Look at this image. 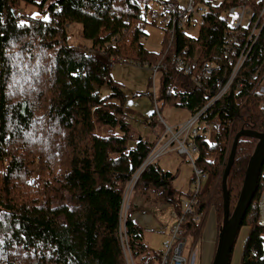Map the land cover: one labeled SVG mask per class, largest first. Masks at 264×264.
<instances>
[{
    "label": "trees",
    "instance_id": "obj_1",
    "mask_svg": "<svg viewBox=\"0 0 264 264\" xmlns=\"http://www.w3.org/2000/svg\"><path fill=\"white\" fill-rule=\"evenodd\" d=\"M148 2L0 0V264H127L120 232L122 197L164 125L154 110L145 121L155 139L132 131L123 83L102 57L160 60L165 30L160 50L142 41ZM29 5L39 13L31 12ZM224 6L210 10L206 22L196 28L197 35L178 37V45L189 44V51L201 46L205 60L217 61L219 67L207 86L185 88L190 77L172 64L160 72L161 98L176 100L191 113L216 94L217 82L231 68L220 47ZM152 21L157 23L153 17ZM73 22L81 23L88 43L68 42ZM263 73L264 38H260L240 71L244 86L230 88L204 117V126L214 123L208 140L197 136V162L207 179L194 213L184 222L185 239L203 235L212 207L218 229L221 225L222 179L235 135L243 126L264 130V91L259 87ZM105 84L109 94H103ZM103 123L119 126L122 134L98 133L96 126ZM256 142L250 135L238 142L228 175L231 211ZM174 176L158 159L146 167L134 190L172 202L181 211L183 191L172 185ZM263 190L264 163L241 224L249 226L241 264H264V222L259 220ZM195 213L201 218L196 219ZM126 235L136 264H157L161 251L144 240V230L130 212Z\"/></svg>",
    "mask_w": 264,
    "mask_h": 264
},
{
    "label": "built area",
    "instance_id": "obj_2",
    "mask_svg": "<svg viewBox=\"0 0 264 264\" xmlns=\"http://www.w3.org/2000/svg\"><path fill=\"white\" fill-rule=\"evenodd\" d=\"M221 16L224 26H222V55L227 56L231 63V68L224 74L218 83L219 88L216 94L210 98L202 108L197 109L186 120L180 121L176 124H168L164 117L159 112V105L157 100V93L155 91V77L162 70L168 69L172 64L183 74L190 77V81L185 83V88L193 86H207L206 81L211 78L219 65L214 58L206 59L201 64L188 63L184 58H181L179 49L189 51V44H183L182 47H177L179 44V34H195L196 28L204 24L207 20V14L214 8H221ZM60 8V7H59ZM152 17L156 19L158 25L166 32V42L164 46V56L166 61L160 63L150 69L152 79L154 82L153 97L156 106V116L164 125V130L155 142L154 146L144 158V161L132 173L126 194L129 193V188L134 191L135 185L146 167L158 160L164 154L171 150H176L186 157L193 165L192 186L190 198L182 200L181 211H173L172 216L174 221L169 228L168 236L162 238L161 241H155L161 251L159 264H196L197 258L193 253L196 250V240L190 237L185 239L184 235L186 229L183 224L186 217L190 213H194V208L199 202V193L201 191L204 181L207 179V172L204 167L198 164L197 156L199 153V143L197 136L202 135L204 140H208L210 129L214 123L209 122L203 126L204 117L207 115L209 106L230 88L235 86L237 89L244 86V81L239 78L240 71L245 65L253 47L260 38H264V0H166L161 3L159 9L152 12ZM192 30V31H191ZM201 49V46L195 49ZM175 49V51H172ZM195 49L193 51H195ZM198 53L197 51L194 53ZM120 63H127L130 60L127 57L116 56ZM103 58V57H102ZM116 59H109L108 63L112 66L116 65ZM264 78V73L261 76L259 83L261 84ZM260 87V86H259ZM261 89V88H260ZM264 106V101L261 102ZM131 195V193H130ZM129 208H131L130 197L124 206L121 208L120 214V232H122L123 244L126 251L130 252V246L126 236V219ZM260 208V222H264V190L259 200ZM201 213L196 214L195 218L200 219Z\"/></svg>",
    "mask_w": 264,
    "mask_h": 264
},
{
    "label": "rangeland",
    "instance_id": "obj_3",
    "mask_svg": "<svg viewBox=\"0 0 264 264\" xmlns=\"http://www.w3.org/2000/svg\"><path fill=\"white\" fill-rule=\"evenodd\" d=\"M164 0L163 2H165ZM148 8L146 11L147 15V23L145 24V31L146 33L142 37V41L147 45L148 48L152 50H160L163 47V39H164V30L162 27H160L157 23H154L152 21V12L155 9H158L160 7V3L156 0H149L148 2ZM143 6L145 7V3H143ZM29 10L33 13H39L35 9L34 6L29 5L28 6ZM44 16H47V13H41ZM224 26V23H223ZM81 23L79 22H73L69 24L68 26V42L70 44H78V43H88L89 40L84 38L81 34ZM177 47H182L181 45H178ZM172 51H175L173 49ZM198 52L194 54L195 52ZM179 54L181 58H184L186 62L188 63H193L196 61V63L201 64L205 60V56L202 55V50L201 49H195V51H184L182 49H179ZM113 57L116 59V65L112 66V74L113 76L120 80L123 83V87L127 93L126 97V112L125 115L127 119L131 123V129L132 131L139 135V136H147L149 138L155 139V132L151 131L150 124L145 121V118L152 114L154 110L156 111V106H155V100L151 92L153 91V86L154 82L150 83V77L152 76L150 69L155 68L156 66H160V63H164L166 61V56H162L160 60H158V57L156 59H137L133 56H123L127 57L130 61L127 63H120L118 58L116 56H109L106 57L105 55L103 58L105 60H108ZM208 57H212L209 55ZM249 59V57H248ZM182 73V71H178V73ZM183 74V73H182ZM161 79H162V74L158 73L156 76L155 84H156V92H157V100H158V105L160 107L159 112L160 114L164 117L166 122L168 124H175L179 123L180 121L186 120L191 116V112L184 106L177 104L176 100H164L160 96V90H161ZM183 80V79H182ZM184 81H181V84H183ZM261 90L264 91V78L260 84ZM103 94H109L110 93V88L108 85H103L102 87ZM204 106V103H202L198 109L202 108ZM158 113V111H156ZM203 126L205 121L202 123ZM157 129V126H156ZM96 131L98 133L102 134H108L109 132L113 131L115 134H122V130L120 129L119 126H111L109 124H99L96 126ZM134 142V139L130 140L129 143L132 144ZM200 146V145H199ZM165 158L162 157L161 164L164 168L167 169V167L171 168L172 172L174 173V178L172 179V185L177 189V190H182L183 194L181 195V199L183 200L184 198H190V196L187 195L189 192L190 187L192 186V174H193V165L192 163L186 159L185 156L180 154L179 156L173 157L172 160L167 161L164 160ZM144 161V159L141 161V163ZM140 163V164H141ZM140 164L138 166H140ZM129 182V181H128ZM127 186L129 187L128 183ZM126 186V189H127ZM126 189L122 197L121 201V208L124 206L125 202L129 200L130 197V204L134 207L135 205L133 204L135 202L134 198L132 199L133 196L137 194V189L136 191H132V188H129V193L126 194ZM136 192V194H135ZM131 193V195H130ZM138 193H143L139 191ZM144 195V194H143ZM146 196V195H145ZM144 199L143 204L144 205H160L157 206L155 209H146L147 212L144 214V223L142 225V228L144 230L145 238L144 240L146 242L149 241V239L153 236L152 233L158 231L156 230L159 227H162L163 225V230L166 231V225H172L174 221V217L172 216L173 211L176 209L175 205L172 202H163V203H157L151 199L145 198L142 196ZM142 200V199H141ZM70 203V202H69ZM237 203V202H236ZM142 202L138 201V208L141 207ZM0 206V210H1ZM131 211V208H129L128 213ZM121 214V210H120ZM215 214L217 216V213L215 209L212 207L209 211L208 214V221L207 225L209 224L210 220L215 219ZM202 215V214H201ZM201 218V217H200ZM121 222V219H120ZM167 226V227H168ZM183 227L187 231V225L183 224ZM152 234V235H151ZM200 238H194L196 241H199L203 235H197ZM218 238V235H217ZM217 238L215 241V246H214V252L216 251L217 247ZM128 240V236L124 235V240ZM153 239H156L157 241H161V236L160 235H155ZM156 240H153L151 243L155 248L158 246L157 244H154ZM122 241V247L123 251L125 254V258L127 261V264H136L135 257L133 255V252L130 247V252L126 251L125 245L123 244V239L121 237ZM129 242V240H128ZM243 241L238 239L236 241L234 249H233V254L234 258L237 256L238 249L242 247ZM130 246V244H129ZM158 249V248H156ZM159 250V249H158ZM193 256L198 257L196 264H198L199 261V256H200V247L196 246V250L193 253ZM214 256V253H213ZM233 256V255H232ZM160 259V257H159ZM159 259L157 261V264H159ZM213 260V258H212ZM235 260V259H234ZM233 260V264H234ZM212 264V261H211Z\"/></svg>",
    "mask_w": 264,
    "mask_h": 264
},
{
    "label": "water",
    "instance_id": "obj_4",
    "mask_svg": "<svg viewBox=\"0 0 264 264\" xmlns=\"http://www.w3.org/2000/svg\"><path fill=\"white\" fill-rule=\"evenodd\" d=\"M250 135L257 138L256 145L250 155L243 185L234 209L230 210L228 189V175L235 160L237 145L240 138ZM264 163V130L243 126L235 135L222 179L224 195V212L221 225L218 229L217 247L212 264H231L232 252L239 234L246 210L257 190L258 178Z\"/></svg>",
    "mask_w": 264,
    "mask_h": 264
},
{
    "label": "crops",
    "instance_id": "obj_5",
    "mask_svg": "<svg viewBox=\"0 0 264 264\" xmlns=\"http://www.w3.org/2000/svg\"><path fill=\"white\" fill-rule=\"evenodd\" d=\"M160 6H161V4H160ZM155 80H156V77H155ZM151 82H153V79L151 80ZM161 84H162V79H161ZM155 91H156V84H155ZM179 155H180V153L178 151L171 150L170 152L164 154L163 156H161L159 158V163L162 166V164H161L162 157L165 158L164 160L170 161V160L173 159V157L179 156ZM164 169H166V168H164ZM167 169L168 170H172L169 167H167ZM135 194H136V192H135ZM142 196H144L145 198L151 199V200L154 201V203L157 202L158 204L159 203H163V202H167L165 200H161V198H159V197L155 198L154 196H152V195L149 196L147 194L145 196V194L143 195V193H138V191H137V194L132 197V199L134 198V200H135V202L133 203L135 206L133 207L132 204H131L130 215L141 226L144 223V221H143L144 217L143 216L147 212L146 209L149 208V209L153 210L157 206H160V205H144L143 204L144 199H143ZM138 201L142 202V205L139 208H138ZM207 221H208V219H207ZM167 226L168 225H166V231H164L162 227L157 228L156 230H158V231L152 233L153 236L149 239V241L147 243L151 244L153 242V240H156V239H153L155 235H160L162 238L168 236L170 225L168 227ZM248 231H249V226L244 225L241 228V231L239 233L237 241H238V239L241 238V240L243 241L242 247L238 249L236 258H234V254H233L232 259H231V264H233V260L234 259H235L234 260V264H241V256H242L244 242H245V239L247 237ZM217 235H218V222H217V216L215 214V219L214 220H210L208 225H207V222H206L205 230H204L202 238L199 241H196V246H197V243H198V246L200 247V256H199L198 264H211ZM144 237H145V234H144Z\"/></svg>",
    "mask_w": 264,
    "mask_h": 264
}]
</instances>
